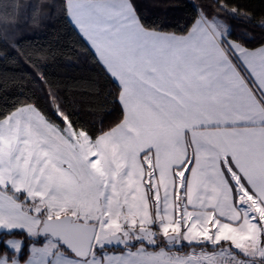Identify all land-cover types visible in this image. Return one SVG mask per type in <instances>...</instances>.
<instances>
[{
    "label": "snow or ice",
    "instance_id": "snow-or-ice-1",
    "mask_svg": "<svg viewBox=\"0 0 264 264\" xmlns=\"http://www.w3.org/2000/svg\"><path fill=\"white\" fill-rule=\"evenodd\" d=\"M19 7L0 60L43 95L0 107V264H264V10L212 0L169 30L155 0H63L112 84L75 85L119 113L97 127L16 40Z\"/></svg>",
    "mask_w": 264,
    "mask_h": 264
},
{
    "label": "trees",
    "instance_id": "trees-1",
    "mask_svg": "<svg viewBox=\"0 0 264 264\" xmlns=\"http://www.w3.org/2000/svg\"><path fill=\"white\" fill-rule=\"evenodd\" d=\"M232 2L254 9L257 13L264 10L262 0H232ZM0 3L20 6L19 17L14 26L17 41L25 45L41 46L49 49L50 53H55L52 59L42 62V70L48 74L52 81L60 84L61 95L74 99L84 113V118L92 121L97 127L101 126V123L105 127L114 123L119 117L118 112L110 114L108 109H100L94 113L88 112L87 101L81 98L90 97L92 94L87 90L75 87L81 82H87L89 87H98L102 93L112 90L111 82L94 63L91 52L85 51L89 45L80 38L78 31L64 19V14L59 7L63 0H0ZM155 3L161 9L157 13L159 19L171 26L169 30H175L177 25L184 26L195 14L192 5L210 4L212 0H155ZM38 6L47 13V18L42 19L36 25L33 24L32 15ZM4 27L0 23V30H3ZM239 31L238 28L237 32ZM4 43V40L0 39V48L4 47ZM9 51L12 50L9 49ZM0 69L7 71V92L0 93V107L4 105L3 97L5 95L9 100L15 97L23 98L25 95L33 93L36 97L43 95L40 91L41 86L32 80L34 75L32 69L23 63L20 65L5 64L0 60ZM3 82L0 80V83ZM17 238L24 239L22 235Z\"/></svg>",
    "mask_w": 264,
    "mask_h": 264
},
{
    "label": "rangeland",
    "instance_id": "rangeland-1",
    "mask_svg": "<svg viewBox=\"0 0 264 264\" xmlns=\"http://www.w3.org/2000/svg\"><path fill=\"white\" fill-rule=\"evenodd\" d=\"M20 239V238H19Z\"/></svg>",
    "mask_w": 264,
    "mask_h": 264
}]
</instances>
